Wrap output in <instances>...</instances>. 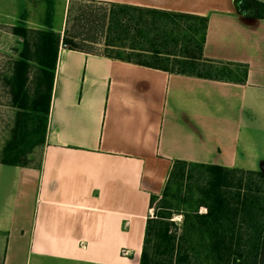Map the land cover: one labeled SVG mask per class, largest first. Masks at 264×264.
I'll list each match as a JSON object with an SVG mask.
<instances>
[{
  "label": "crops",
  "instance_id": "0c3cea01",
  "mask_svg": "<svg viewBox=\"0 0 264 264\" xmlns=\"http://www.w3.org/2000/svg\"><path fill=\"white\" fill-rule=\"evenodd\" d=\"M90 1L206 18L203 58L246 77L171 74L59 43L39 162L0 164V264H139L150 197L174 162L264 173L262 12L240 15V0Z\"/></svg>",
  "mask_w": 264,
  "mask_h": 264
},
{
  "label": "trees",
  "instance_id": "16d2710c",
  "mask_svg": "<svg viewBox=\"0 0 264 264\" xmlns=\"http://www.w3.org/2000/svg\"><path fill=\"white\" fill-rule=\"evenodd\" d=\"M263 9L264 5L255 0H240V15L260 16ZM48 15L49 12H46V30L37 33L33 49L41 80L39 79L38 84L40 92L30 102L24 89L31 52L27 31L22 27L12 29V34L22 39V45L17 53V60L12 64L11 78L7 82L11 102L17 108V114L14 137L6 143L2 151L0 163L4 166L26 167L27 163L23 158L44 143L57 47L61 41L66 48L77 49L65 32L60 40L51 31L47 22ZM168 19H190L201 25L202 34L194 48L188 45L192 40L185 39L188 44L181 47L179 39H169L165 25ZM206 22V18L187 14L109 4L102 56L171 74L214 81L244 82L246 68L217 64L203 58ZM125 48L128 53L119 51ZM193 169L203 170L207 178L198 189L199 198L195 203V208L202 207L205 213L198 215L194 210L192 215L199 226L198 233L206 239L213 264H264V222H260L264 218V197L262 203L256 196L240 195L244 175L256 177L260 184H264V173L179 161L173 163L161 196L150 197V208L154 215L146 220L139 264H182L189 259L186 248L189 233L182 232L177 235L169 231L173 208L166 197L171 182L183 178ZM234 174L242 176L236 183L239 191L231 195ZM156 201L160 202V206L154 207ZM237 218L241 223L238 227ZM192 229L196 231L194 226Z\"/></svg>",
  "mask_w": 264,
  "mask_h": 264
},
{
  "label": "rangeland",
  "instance_id": "374dc122",
  "mask_svg": "<svg viewBox=\"0 0 264 264\" xmlns=\"http://www.w3.org/2000/svg\"><path fill=\"white\" fill-rule=\"evenodd\" d=\"M108 8L109 4L107 3L90 0H0V161L4 146L14 137L17 114V108L11 102L7 85L11 78L12 64L17 60V53L22 45V39L12 34L13 27L26 29L27 40L30 44L29 69L27 83L24 87L28 102H30L40 92L38 84L41 76L34 59L33 49L36 44L37 33L46 30L44 27L46 12H49L47 22L51 26V31L58 35L60 40L65 32L67 37L73 40L77 49L102 55L104 54L103 44ZM260 12L264 14V10ZM165 25L169 39H179L181 47L187 45L186 40L189 39L192 42L189 41L190 44L188 45L194 48L195 42L200 40L201 25L195 21L168 19ZM119 51L128 53L126 48L119 49ZM36 148L32 153L27 154L26 158H23L27 166L38 164L40 154L35 151ZM232 176L234 179L230 192L231 195H234L235 192L239 191L236 183L242 175L234 174ZM206 179L203 170L193 169L183 178H177V181L171 182L169 186L166 200L173 208L170 213L169 222L172 225L169 226V231L177 235H181L182 232L189 233V240L186 245L189 259L182 264H213L208 253L206 239L198 233L197 227L199 226L192 215L194 210L197 211L198 215L205 213L204 208H195V203L199 198L198 189L204 185ZM241 185L240 195L256 196L263 203L264 184H260L256 177L244 175ZM159 204L160 202L156 201L154 207L160 206ZM262 205L264 206V203ZM153 215L154 211L152 210L149 218H152ZM239 221L240 219L237 218V227L241 224ZM260 222H264V218ZM191 225L196 228V231L192 229Z\"/></svg>",
  "mask_w": 264,
  "mask_h": 264
}]
</instances>
